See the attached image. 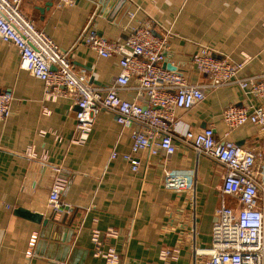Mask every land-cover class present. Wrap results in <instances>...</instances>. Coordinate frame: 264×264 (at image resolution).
Masks as SVG:
<instances>
[{"label": "crops", "instance_id": "crops-1", "mask_svg": "<svg viewBox=\"0 0 264 264\" xmlns=\"http://www.w3.org/2000/svg\"><path fill=\"white\" fill-rule=\"evenodd\" d=\"M62 2L22 0L20 8L68 51L72 69L92 85L111 84L121 68L117 56H100L77 42L89 18L99 35L119 42L149 22L153 33L166 39L163 63L182 70L192 83L207 80L191 60L202 46L217 57L244 61L240 76L264 70V0ZM18 65L17 49L0 39V90L13 96L10 114L0 122V264H106L94 254L95 230L100 248L112 246L119 264H205L217 208L222 203L240 207L236 196L220 192L224 167L177 143L164 165L162 151H138L141 165L133 172L120 154L130 151L134 126H121L111 112L99 110L87 140L74 142V97H46L43 82ZM136 84L131 76L119 95L144 104L146 96L137 95ZM229 103L264 105L236 84L209 89L190 108L174 111L175 134L211 126L217 140L264 152V128L249 121L229 128L223 121ZM112 151L119 155L111 158ZM165 170L185 177L186 186L165 187ZM57 177L65 180L62 210L56 212L60 219L66 216L64 223L52 219L48 204ZM24 211L41 214L40 221ZM165 249L173 254L163 258Z\"/></svg>", "mask_w": 264, "mask_h": 264}, {"label": "built area", "instance_id": "built-area-1", "mask_svg": "<svg viewBox=\"0 0 264 264\" xmlns=\"http://www.w3.org/2000/svg\"><path fill=\"white\" fill-rule=\"evenodd\" d=\"M21 2L0 0V39L17 49L19 69L43 82L46 97H74L77 106L74 142L84 143L98 111L106 110L121 126H134L130 134V151L120 154L133 172L139 171L141 165L135 155L138 151L146 150L148 154L162 151L165 157L160 163L164 165L177 143L220 163L224 167L220 192L236 196L240 207L234 210L222 203L217 208L210 254L205 264H264V152L253 151L231 140H217L211 126L177 135L173 116L176 109H187L201 101L207 90L229 84L238 85L264 102V70L240 76L244 61L217 57L210 48L202 46L191 60L207 80L192 83L182 70L163 66L166 39L153 33L149 22L133 28L127 38L119 42L99 35L89 18L77 42H83L100 56H117L121 68L111 84L92 85L84 75L72 69L68 51L23 14ZM71 2L63 0L62 3ZM131 76L137 81V95L146 96L144 104L136 97L129 100L119 95L121 89L127 88ZM12 98L10 91L0 90V122L10 114ZM222 118L229 128L247 121L264 128V105L229 103L223 109ZM118 155L112 151L110 157ZM64 184L61 177L52 183L48 204L53 211L61 207L59 193ZM186 184L185 177L164 171L165 187L184 188ZM35 240L34 233L28 241L27 255L32 253ZM91 240L95 255L105 258L106 264H119L120 256L112 246L106 250L100 248L98 230L92 232ZM172 254L173 250L165 249L161 256Z\"/></svg>", "mask_w": 264, "mask_h": 264}, {"label": "water", "instance_id": "water-1", "mask_svg": "<svg viewBox=\"0 0 264 264\" xmlns=\"http://www.w3.org/2000/svg\"><path fill=\"white\" fill-rule=\"evenodd\" d=\"M163 66L164 67H166V68H168V69H176V67H174V66H168V65H166V64H164L163 63ZM187 79H189L188 77H187ZM59 211L60 210H62L61 209V207L58 209ZM22 212V211H21ZM55 213H53V220L55 221V222H58V221H60L61 223H64L65 222V218H66V216H63L61 219L58 217V216H56V212L57 211H54ZM23 215H25L27 218H30V219H32V220H34V221H36V222H39L40 221V219H41V214H37V213H31V212H27V211H24L23 213H22ZM53 222V221H52ZM43 224H47V220H44L43 221Z\"/></svg>", "mask_w": 264, "mask_h": 264}]
</instances>
